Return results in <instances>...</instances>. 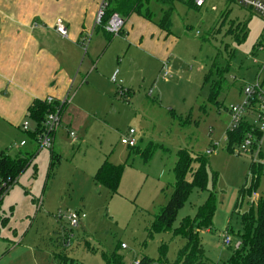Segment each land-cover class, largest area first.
Masks as SVG:
<instances>
[{
	"label": "rangeland",
	"instance_id": "374dc122",
	"mask_svg": "<svg viewBox=\"0 0 264 264\" xmlns=\"http://www.w3.org/2000/svg\"><path fill=\"white\" fill-rule=\"evenodd\" d=\"M146 8L153 24L169 9L155 0H146ZM168 24L162 52L169 75L162 62L138 50L137 64L126 72L131 84L101 78L97 87L103 97L85 87L79 108L70 110L78 142L71 143L62 123L53 168L51 151L37 148L18 128L20 123H4L0 117V153L33 156L0 202V264H106L114 253L126 264L144 257L159 264L162 245L174 264L186 245L181 224L197 219L207 202L214 204L211 222L197 231L207 264H226L233 247L252 232L254 224L246 228L243 218H257L264 194V132L256 148L237 155L240 145L230 142L227 109L244 104L242 87L264 83V21L237 0H207L201 9L175 0ZM126 60L128 67L129 55ZM219 78L223 89L211 101L207 80ZM121 86L130 89L127 102ZM258 109L246 108L245 116L259 127ZM24 120L34 126L30 117ZM130 130L135 133L133 149L120 142ZM21 140L28 145L18 149ZM181 150L193 159H207V190L192 189L170 231H155L157 216L174 194ZM105 161L123 166L116 194L93 180ZM70 213L86 218L72 227ZM225 235L232 248L224 245Z\"/></svg>",
	"mask_w": 264,
	"mask_h": 264
},
{
	"label": "crops",
	"instance_id": "0c3cea01",
	"mask_svg": "<svg viewBox=\"0 0 264 264\" xmlns=\"http://www.w3.org/2000/svg\"><path fill=\"white\" fill-rule=\"evenodd\" d=\"M102 1L0 0V117L4 123H20V129L35 103L49 97L63 100L69 96L71 103L65 109L62 123L70 139L69 132H75L74 115L70 110L76 106L79 108L78 96L85 87L91 86L103 97L104 91L97 87V83L106 76L112 82L116 71L117 82L120 78L123 84H131L126 72L137 64L138 50L163 65L169 62H165L166 56L162 52L170 35L169 29L161 24L173 5H167L169 9L154 24L151 11L143 7L142 15H132L125 21L124 33L119 35L122 37L118 40L116 36L111 37L98 29L97 17ZM187 2L191 8H196L189 0ZM147 13L149 19L144 17ZM58 19L67 28L66 38L55 31ZM130 20L133 23L129 25ZM136 25L138 28H135ZM131 49L135 52L131 53ZM127 55L130 61L128 67L125 66ZM116 63L119 69L113 70ZM261 85L264 86V83ZM121 89L125 91L123 99L127 102L130 89L125 86ZM59 136L58 133L55 144ZM77 142L71 141L72 144ZM19 153L28 154L27 151H20L16 155ZM53 153L57 156L54 150Z\"/></svg>",
	"mask_w": 264,
	"mask_h": 264
},
{
	"label": "trees",
	"instance_id": "16d2710c",
	"mask_svg": "<svg viewBox=\"0 0 264 264\" xmlns=\"http://www.w3.org/2000/svg\"><path fill=\"white\" fill-rule=\"evenodd\" d=\"M145 1L146 0H109L98 29H101L108 35V33L104 30V27L113 14L119 15L124 19V21L128 20L132 15H142ZM156 1L163 6H172L175 2V0ZM189 2H191L194 6V0H189ZM169 15L170 12L165 14L162 21L163 24H161L163 28L165 25H167L165 28H168ZM144 17L149 19L148 13L145 14ZM123 30L120 35L124 33ZM243 32L245 35L246 33L244 30ZM110 36L112 37L113 35ZM207 82L210 84V100L215 101L216 96L219 95L223 89L224 80L220 78L217 80L208 79ZM257 105V101L253 102L249 108L254 110ZM52 110L53 106L48 104L46 100L35 103V105L29 109L28 117H30L31 121L37 124L36 132L34 134L28 133L34 142L37 140V134L42 127V123L45 120L46 115ZM251 131L254 133L252 135L254 142L253 147L256 148L259 140L263 136V131H261L258 126L249 124L246 116H244L243 121L236 130L229 131L231 144L234 142L238 145L243 144L248 137V132ZM32 158V155L30 156V154L28 155L25 153H19L14 156V158L9 157L5 152L0 153V202L2 201L3 195L9 191L7 186L10 185L12 187V185L17 182L18 177L31 163ZM54 158H56V155L52 151V168L54 165ZM194 165H197L198 167L194 168ZM207 166L208 161L206 158L200 157L193 159L185 150L179 151L178 161L174 169L176 177L174 194L172 195L168 205L163 208L157 216L154 224L155 231H170L173 221L175 220L181 207L184 205L192 189L200 191L207 190ZM122 175L123 166H116L108 161H105L95 173L93 180L98 186L106 188L112 194H116L119 189ZM188 176L191 177V180H188ZM2 183H6V186H2ZM213 213L214 204L207 202V204L199 210L197 219H187L181 224V232H179V234L186 239V245L178 252L177 259L174 264H207V259L203 254L201 243L197 240V231L202 226H209ZM243 225L246 228H252L253 226L252 232L243 237V242H241L239 249H233L234 252L226 264H264V194L259 201L257 218L255 219L249 215L244 216ZM69 238L70 236L68 234L66 239L68 240ZM167 253L168 247L166 245H162L159 250V259L157 260L159 264H170L167 258ZM151 262V259L144 257L140 261H135L134 264H151ZM106 264L126 263L123 257L114 253L110 259L106 261Z\"/></svg>",
	"mask_w": 264,
	"mask_h": 264
},
{
	"label": "built area",
	"instance_id": "2783aa9c",
	"mask_svg": "<svg viewBox=\"0 0 264 264\" xmlns=\"http://www.w3.org/2000/svg\"><path fill=\"white\" fill-rule=\"evenodd\" d=\"M109 0H103L100 6V10L97 17V26L101 24V19L104 15L105 9L108 5ZM207 0H194V5L196 8L201 9L205 6ZM238 4L243 7L250 9L254 12H256L264 21V0H237ZM125 27V21L122 17H120L117 14H113L109 21L107 22L106 26L104 27V30L113 36L120 35L121 31ZM55 31L63 38L67 37V28L64 24V22L61 19L56 20L55 25ZM163 70L165 72V76L169 75L168 66L165 63L163 65ZM117 75L118 71L115 72V74L112 77V82L117 83ZM243 94L246 97V100L243 105H233L229 107V113L231 116V126L230 131L236 130L241 122L243 121V118L245 116V109L250 107V105L253 102L257 101V107H259V113H258V122H255L256 124L259 123L261 126H259L260 130L264 132V86L259 85L258 83L256 85H249L244 88ZM48 104L53 106V110L48 112L46 115L45 120L42 123V127L40 128L38 134H37V140L35 143L37 144V147L39 149H47L49 151L54 150L55 145V139L57 134L59 133V130L62 126V120H63V114L65 112V109L70 105L71 98L68 96L63 100H57L55 98L49 97L45 99ZM33 127L28 121H25L22 124V131L25 133H35L36 132V126L37 124L33 122ZM134 131L130 130L127 138L121 139V144L128 147V148H134L136 147V142L134 139ZM69 138L73 143L77 142L78 138L75 134V132L70 131L69 132ZM27 142L23 141L18 146L15 145L16 148L20 149L23 148L26 145ZM253 139L251 136H248L246 140L243 142V144L240 145V149L236 151L235 153L237 155H241L242 153H247L249 148L253 147ZM2 186H6V183H2ZM9 189L12 188L10 185L7 186ZM1 199V197H0ZM68 221L70 223V226L72 227H78L81 220L86 218L85 214L80 213H70L68 216ZM224 245L232 248V240L228 236H224L223 239ZM241 244L234 246L233 249H239ZM122 247H125L124 245Z\"/></svg>",
	"mask_w": 264,
	"mask_h": 264
}]
</instances>
